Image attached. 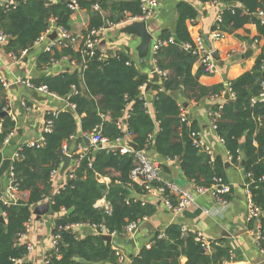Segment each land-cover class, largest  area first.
Returning <instances> with one entry per match:
<instances>
[{"label": "trees", "instance_id": "1", "mask_svg": "<svg viewBox=\"0 0 264 264\" xmlns=\"http://www.w3.org/2000/svg\"><path fill=\"white\" fill-rule=\"evenodd\" d=\"M76 1L80 10L90 14L82 38L92 30L117 25L127 15L137 17L142 14L137 0ZM199 2L221 6L220 22L212 26V32L232 34L252 23L257 28L256 39L264 40V21L259 17L260 13L264 14V0ZM95 5L101 13L93 9ZM176 13L174 34L178 42L160 47L153 55L155 67L167 75L156 83L149 81L148 75L140 72L125 54L115 53L100 59V49H95L92 56H81L80 52L65 45L53 54L42 52L39 56L38 66L67 58L78 67L72 73L67 71L31 81L34 86L45 85L50 92L74 105L75 115L64 110L55 117L47 113L45 120L51 125L49 132H43V144L37 148L24 145L18 152L21 157L12 161L10 167L12 180L17 185V199L7 203L0 200V217L5 221L0 223V264H32L27 259L26 244L18 245L16 241L32 216L33 207L47 199L51 202L50 214L54 216L53 232L58 227L71 225H102L121 235L128 223L156 214L160 201L142 205L140 197L144 192L130 179L136 160L132 155L118 152L92 150L81 159L75 178L65 181L56 193H52L51 173L61 167L66 156L62 151L63 144L79 133L89 136L101 127L102 135L110 143L123 138L146 151L148 156L154 153L163 159H176L184 178L200 187L212 186L215 178L227 182L222 157L217 155L210 161L192 142L191 135L200 131L198 121L194 118L181 121V107L174 97L176 92L179 91L188 102L200 104L212 97H224L225 88L222 85L207 88L199 84L198 78L206 74L205 65H200L198 72L192 74L198 56L193 53L194 42L187 24L196 19L198 11L188 2H179ZM72 15L61 1H52L48 5L40 0H18L9 9L0 7V33L8 37L5 51L18 57L21 52L32 49L46 33L52 19L69 31ZM171 37L170 31H162L158 39L167 41ZM187 45L189 49L185 48ZM229 85L233 99L225 100L222 106L213 105L209 115L230 163L242 167L245 176L250 175L246 183L252 202L262 211L258 218L259 245L264 249V103L252 102L264 89V46L251 70L230 81ZM146 87L151 92L163 90L152 96L154 119L148 114L146 99L142 96L141 89ZM7 108L5 88L0 83V114ZM14 129L15 123L8 115L0 116V164L2 147ZM80 139L84 141L83 137ZM68 153L73 160L72 166L77 156ZM68 173L69 169L64 174ZM99 177L110 182L107 185L100 183ZM129 191L134 194L132 198ZM19 193H28L27 199L21 200ZM167 196L174 206L175 198L168 193ZM101 199L109 203L110 214L95 207ZM62 210L64 213L60 215ZM160 233L157 231L152 235L150 248L142 246L130 259V264H223L230 259L227 247L211 242L213 251L207 253L200 239L192 232L183 233L180 225L167 226L161 238L158 237ZM59 234L60 257L47 253V264H117L111 244L100 236L89 233L80 237L76 230L65 229Z\"/></svg>", "mask_w": 264, "mask_h": 264}, {"label": "crops", "instance_id": "2", "mask_svg": "<svg viewBox=\"0 0 264 264\" xmlns=\"http://www.w3.org/2000/svg\"><path fill=\"white\" fill-rule=\"evenodd\" d=\"M179 2H188L198 11V15L193 22H188L187 28L189 35L193 41L202 38L204 35L209 36L213 50L217 52L218 59L222 63L217 65L216 72L212 74H204L198 78L200 85L210 88L215 85H226L230 81L237 79L244 73L251 70L256 57L261 53L264 46V40L258 37L257 28L254 24H246L242 29L236 30L232 34H225L219 41L211 40L212 26L215 24L216 18L220 12V5H212L209 3L201 4L199 0H160L156 13L147 21L148 31L152 35V41L149 46V54L144 63H139L135 48L138 39L126 35H119L118 30L122 27H110L100 33L99 46L101 42L105 45L100 46V50L106 56H112L115 53L125 54L133 61L136 68L148 75V80H152V70L155 69V63L152 59L151 48L162 31H170L172 36L176 26V5ZM264 21V14L259 15ZM90 21V14L86 10H79L70 17L68 22L69 31L73 35L80 36L87 29ZM114 39V40H113ZM116 39V40H115ZM256 39V40H254ZM109 40H113L109 42ZM49 43L48 39L34 45L32 49L23 56L12 58L4 47L0 46V78L7 85L4 86L7 104L8 116L14 121L15 129L12 137L4 143L1 153L3 160L10 161V165L15 160L16 153L25 143L40 139L43 136L45 117L47 113L60 111L66 107V100L63 98L50 99L43 95H39L44 99H34L32 91L22 84L15 83L17 79L40 80L44 76H55L59 73H72L78 70L75 64H71L67 59L38 66V58L42 54L44 47ZM125 48H129V54ZM251 51L249 56L246 53ZM40 63V62H39ZM217 64V63H216ZM200 64L197 62L192 67V74H196ZM152 93L149 89L142 90L143 98L150 96ZM179 106L184 110L186 119H196L200 126L198 132L201 139L212 148L214 157L224 155L223 144L220 142L216 131L212 128L209 110L215 105H223L224 97H212L204 100L200 104L188 102L178 91L174 94ZM231 99V98H230ZM148 114L154 119V111L150 102H146ZM184 104H186L184 106ZM26 105V106H23ZM87 138L82 134L74 135L66 146L75 156L88 155L93 149L90 144H86L80 138ZM88 139V138H87ZM128 142L129 140H125ZM67 151V152H68ZM150 156L155 159L161 170V180L165 181H184V176L180 170L179 161L174 159H163L156 154L151 153ZM70 159V164H72ZM67 168V169H68ZM226 181L230 187L227 200L223 204H215L209 196H202L196 200L195 206L187 207L180 215L173 214L163 205H159L156 214L148 219L154 228L153 232L161 231L171 224L180 225L191 232L200 233L202 237L209 242H219L221 245L230 250V259L223 264H264V255L256 243V235L259 233L260 224L258 219L249 218L248 201L246 190L243 183L246 181L242 167L232 165L226 169ZM66 172V171H65ZM64 172V173H65ZM56 173L52 178V193H56L65 182V174ZM109 180V179H108ZM110 182V181H109ZM0 191L8 188L7 172L1 178ZM21 200H26L28 193H19ZM44 202V201H43ZM54 224V216L47 214L40 219L32 218L31 231L26 237V241L34 247L32 255L28 258L32 264H46L47 245L50 229ZM228 226V231L224 227ZM243 233L233 237L231 234ZM153 232L142 229L136 235L132 244L123 239H117L118 245L122 253L135 256L138 251L149 243ZM84 233L81 231L79 236ZM213 249L207 253H211ZM130 264V263H126Z\"/></svg>", "mask_w": 264, "mask_h": 264}, {"label": "built area", "instance_id": "3", "mask_svg": "<svg viewBox=\"0 0 264 264\" xmlns=\"http://www.w3.org/2000/svg\"><path fill=\"white\" fill-rule=\"evenodd\" d=\"M50 1H63L67 7L72 11V13H75L79 11V7L77 4L76 0H50ZM140 5L141 9V16L137 17H132L127 15L120 23L117 25H109L110 27H124L130 23L133 22H138V21H149L150 18L156 13V10L159 6L160 0H137ZM15 0H0V7L3 9H9L11 6L16 5ZM93 9L96 11H99L101 13V10L97 5L93 6ZM259 15H262L260 13ZM220 22V15L217 16L215 23ZM105 28V27H104ZM104 28L100 30H92L90 33L85 37L82 38L80 36L73 35L70 33V31L65 30L63 27L56 25V22L54 19L50 21V25L48 30L46 31L45 34H43L36 42L34 45L42 42L44 39H48L47 36L50 35L52 32H56L57 37L54 40H49V43L44 47L43 52L53 54L54 51L57 49H61L65 45L71 46L74 50L80 52L81 56L85 55H94L95 49H100L99 46V39L96 37L100 36V33L104 31ZM106 29V28H105ZM224 33L219 32V31H214L211 33V40L212 41H219L224 37ZM8 41V37L0 33V46L4 47L5 44ZM174 40L173 38H169L167 41H160L156 40L151 48V53H152V59L153 55L159 50L160 47L167 45L168 43H173ZM194 42V50L193 53L198 56V63L200 65H205V71L206 74H212L216 72L217 70V64L216 61L212 58L211 56V51H209L203 41L202 38L196 39ZM186 49H189L190 46H186ZM26 54V51L21 52L20 56H23ZM9 55L12 58H16V56L12 53H9ZM106 57L105 53L101 51L100 53V59ZM67 59V58H65ZM154 61V59H153ZM71 64H74V61H70ZM152 73H156L158 76V80L160 78H166V73L159 71L156 67L155 69L152 70ZM0 83L3 85V87L6 85L4 81L0 78ZM17 84H22L24 85L27 89H29L32 92H36L39 95H43L46 98L50 99H59V97L50 92L48 88L45 85H40V86H34L32 82L29 79H17L16 82ZM7 86V85H6ZM225 91L223 92V96L228 94L229 99H233V94L230 92V85L227 83L224 85ZM142 88L141 90H143ZM163 91L162 88H159L157 91H154L152 95H156L158 92ZM73 92L77 93V90L73 88ZM144 97V96H143ZM255 101H260L264 103V89L262 93L256 98L252 99V102ZM26 106V105H23ZM71 110L74 111L75 106L66 104ZM147 107V106H146ZM63 110V109H62ZM7 111V109H6ZM59 111H53L50 112L51 116L55 117ZM181 121H185L186 117L184 116V110L181 108ZM212 115H216V113H213ZM212 128L215 130V124L214 122L210 119ZM50 121L45 120L44 124V131L43 132H49L50 131ZM14 134V131L8 135L6 138L5 142L8 141L10 137ZM192 137V142L195 146H197L201 152H203L205 155H207L212 161L214 159V154L212 151V148L207 145L199 136L198 133H193L191 135ZM89 139V144L93 150H105V151H113V152H118L120 155H132L134 159L136 160V165L132 169L130 173V179L131 181L136 184L144 193L140 197V202L142 205L144 204H151L154 203L155 200H159L161 205H163L167 210L171 211L173 214L180 215L183 210L187 207L190 206H195L196 205V200L199 197L202 196H209L212 201L215 204H223L226 202L225 196L229 194L230 192V187L227 182H224L223 179L220 178H215L213 181V185L210 187H200L195 185L194 181L189 180L188 182L191 184V187L183 191L178 185L171 181H165L163 182L161 180V170L158 162L153 159L152 157L148 156L146 151H134L132 150L125 139L119 138L115 140V142L110 143L103 135H102V129L101 127H98L93 130V132L87 136ZM71 139V138H70ZM220 140V139H219ZM43 136L40 139L37 140H32L27 143H25L26 146L28 147H39L43 144ZM4 142V143H5ZM220 142L223 144L222 140ZM62 151L66 156H69L71 159V154L67 152V146L66 143L63 144ZM19 152V150H18ZM16 153L15 159L20 158L21 156L19 153ZM84 156H78L76 159H74L73 165L69 167V173L64 176L65 181L71 180L75 178V170L79 167L80 161ZM226 157L228 161L230 162V157L226 153ZM62 167V165H61ZM61 167L53 171L51 173V179L54 177V175L58 172H60ZM88 167L91 168V163L89 161ZM7 177H8V188H6L5 191H0V200L3 201L4 203L7 202H15L16 201V193H17V185L14 184V181L12 180L13 178V172L12 168L9 167L7 170ZM246 178H250V175L247 174L245 176ZM98 181L103 184H108L109 180L107 178H101L99 177ZM243 186L246 190L247 196L249 198L248 201V213H249V218L256 220L262 216V211L260 208H258L251 200V193L249 190V185L246 183V181L243 183ZM167 193L175 198V205L173 206L169 197L167 196ZM4 195L7 197L8 201L4 199ZM47 201L51 204L50 200L47 199ZM46 202V201H44ZM97 209L103 210L106 214H110L111 209L110 205L108 202L105 201V199H101L98 201L95 205ZM64 213V210L61 211L62 215ZM32 218L33 215L29 218V220L25 223L24 225V231L23 233L18 235V239L16 241V244L20 245L22 243L26 244V250H27V259L32 255L34 251V247L26 241V237L31 231V223H32ZM148 222L147 218H144L140 221L137 222H131L124 227L123 234H118L117 232H111L109 231L105 226H97V225H71V226H65L64 228L58 227L56 228V231L53 232L55 225L53 224L52 228L50 229L49 237H48V245H47V253H54L57 257H60L58 255V244L61 241V236L59 234L62 229L65 230H76L77 233H81L83 231L84 233H91L95 234L98 236L102 235H108L111 237V250L113 251L115 257H116V263L117 264H126L130 263V259L128 260V257L126 254L122 253L120 248L114 244L115 239H123L124 241H129V240H135L136 235L138 232L141 230L142 224ZM181 230L183 233H188L191 232L187 230L186 228H182ZM163 230H161L159 234V238L163 237ZM194 233L197 238L200 239L202 242V247L206 250V252H209L211 250V242L206 241L200 233L192 232ZM81 237V236H80ZM260 239L261 235L258 233L256 235V243L258 248L260 249L261 253L264 255V249L260 247ZM151 243L149 242L148 244L145 245L146 248H150ZM139 253V251H138ZM137 253V254H138ZM45 263L47 264V260L45 259Z\"/></svg>", "mask_w": 264, "mask_h": 264}, {"label": "water", "instance_id": "4", "mask_svg": "<svg viewBox=\"0 0 264 264\" xmlns=\"http://www.w3.org/2000/svg\"><path fill=\"white\" fill-rule=\"evenodd\" d=\"M15 1H18V0H15ZM40 1H42L45 4H48V5L52 3V1H50V0H40ZM61 2H63V1H61ZM230 5H234V3H230ZM105 28L109 29V25H106ZM118 34L119 35H126V36H129V37H134V38L138 39L139 42H138V44H137V46L135 48V51L137 53V57H138L139 63L143 64L145 59L148 57L150 42L153 39L152 35L148 31L147 22L138 21V22L130 23V24L120 28L118 30ZM56 37H57L56 32H52L50 35L47 36V38L49 40H54V39H56ZM172 38H173L174 42H178L177 36L175 34H173ZM202 39H203L207 49L209 51H211L212 58L216 61L218 66H221L222 63L218 59L217 52L215 50H213L212 43L209 40V36L208 35H204L202 37ZM113 40H109V42H111ZM103 45H105V42H101L100 46H103ZM125 51H126L127 54H129L130 49L129 48H125ZM250 53H251V51H248L246 53V56H249ZM151 82H154V83L158 82V76H157L156 73H152ZM148 89H149V87H146L145 91H148ZM32 97L34 99H37V100L44 99V98L40 97L38 95V93H36V92L32 93ZM145 99H146V102H150L152 100V98L150 96H147ZM224 99L225 100L229 99L228 94H226L224 96ZM185 105L186 104H184V106ZM63 110L65 112H67V113H70L71 115H75L74 111L71 110L68 106H66ZM8 111L9 110L4 111L3 113L0 114V116L1 117L7 116L8 115ZM115 122H117V121H115ZM123 123H125V121H123ZM84 142L86 144H89V139L84 137ZM127 144L132 150L140 151V149H138V147L132 141H128ZM220 156L222 157V159L224 161V167L227 169L230 166V162L228 161V159L226 157V154L220 155ZM69 164H70V157L69 156H65V159L63 161V164H62V167H61V170H60L61 174H63L67 170ZM243 164H244V162H242V165ZM9 167H10V161L7 160V159L2 160V162L0 164V181H1V178L4 176V174L7 172ZM171 182H173L176 185H178L183 191H186V190H188L191 187V184L185 178H184V181L179 182V183L175 182V181H171ZM0 189H1V185H0ZM133 195H134L133 192L129 191V197L132 198ZM4 199L6 201H8V199H7V197L5 195H4ZM71 211L72 210H70L69 213H71ZM49 213H50V203L48 201L42 202V203L34 206L33 209H32V215L35 216V218L37 220L40 219L41 217L49 214ZM0 223H3V224L5 223L3 217H0ZM141 227H142V229H146L150 233L153 232V230H154V228L152 227L150 222H146V223L142 224ZM228 229H229L228 226L224 227L225 231H228ZM237 232H239V233H234L233 232L231 235L233 237H235V236H238L239 234L243 233L244 231H243V229H241V231H237ZM100 237L103 240H105L106 242H108V243L111 242V237L108 236V235H102ZM129 243L132 244L133 241H129ZM132 257H133L132 255H129L128 260L131 259ZM80 263H84V262L82 260H80Z\"/></svg>", "mask_w": 264, "mask_h": 264}, {"label": "rangeland", "instance_id": "5", "mask_svg": "<svg viewBox=\"0 0 264 264\" xmlns=\"http://www.w3.org/2000/svg\"><path fill=\"white\" fill-rule=\"evenodd\" d=\"M114 244H116L119 247L117 239L114 240Z\"/></svg>", "mask_w": 264, "mask_h": 264}]
</instances>
